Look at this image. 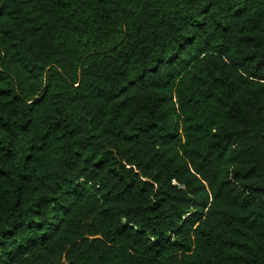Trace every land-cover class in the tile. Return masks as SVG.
I'll list each match as a JSON object with an SVG mask.
<instances>
[{"label":"trees","instance_id":"1","mask_svg":"<svg viewBox=\"0 0 264 264\" xmlns=\"http://www.w3.org/2000/svg\"><path fill=\"white\" fill-rule=\"evenodd\" d=\"M0 264H264V0H0Z\"/></svg>","mask_w":264,"mask_h":264}]
</instances>
